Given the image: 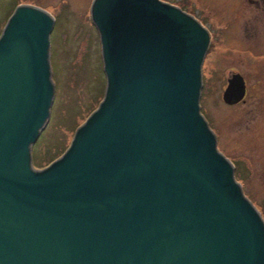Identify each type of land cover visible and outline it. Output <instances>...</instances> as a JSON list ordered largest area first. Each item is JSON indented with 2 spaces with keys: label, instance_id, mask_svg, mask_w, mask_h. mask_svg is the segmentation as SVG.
<instances>
[{
  "label": "water",
  "instance_id": "95a60500",
  "mask_svg": "<svg viewBox=\"0 0 264 264\" xmlns=\"http://www.w3.org/2000/svg\"><path fill=\"white\" fill-rule=\"evenodd\" d=\"M167 0H92L103 98L32 166L49 118L53 16L0 28V264H264V223L201 113L209 33ZM223 101L235 103L232 74Z\"/></svg>",
  "mask_w": 264,
  "mask_h": 264
},
{
  "label": "rangeland",
  "instance_id": "374dc122",
  "mask_svg": "<svg viewBox=\"0 0 264 264\" xmlns=\"http://www.w3.org/2000/svg\"><path fill=\"white\" fill-rule=\"evenodd\" d=\"M167 1L183 10H195L193 5L188 7L190 0ZM91 3L92 0H0V28L11 7L19 4L41 7L54 19L50 33L54 101L49 118L31 148L33 167L57 159V155L66 148L74 126L81 125L97 108V101L103 98L99 34L90 17ZM204 26L208 28L211 39L202 66L201 112L219 138L218 149L233 159L238 152L233 143L236 131L243 129L250 119L257 120L259 126L258 118L264 121V105L247 100L243 105L223 109L221 83H225L229 70L240 64L247 80L251 71L247 66L242 67L244 64L232 51L226 50L227 46L233 45L231 38H225L223 45L219 44V24ZM260 74L263 75L262 72ZM256 76L259 77L258 73ZM251 78L250 81L253 80ZM256 160L253 177L243 179V190L248 196L260 199L264 197V178L260 177L264 164L260 162H264L259 157Z\"/></svg>",
  "mask_w": 264,
  "mask_h": 264
},
{
  "label": "flooded vegetation",
  "instance_id": "af4514ba",
  "mask_svg": "<svg viewBox=\"0 0 264 264\" xmlns=\"http://www.w3.org/2000/svg\"><path fill=\"white\" fill-rule=\"evenodd\" d=\"M191 5L195 7V10H182L194 17L203 26L211 23L219 24L217 36L219 44L223 45L225 38H231L233 45L227 46L226 50L232 51L244 64L242 67L247 66L251 71L247 80L240 64L238 67L229 70L225 77V83H221L223 109L227 110L243 105L247 100L264 105V0H190L188 7ZM206 30L209 33V49L211 37L208 28ZM256 73L259 77L256 76ZM232 74L242 76L244 92L239 101L229 104L223 101L222 96ZM250 78L253 80L250 81ZM258 121L259 126L256 123L257 120H247L243 129L236 131L233 143H235L234 149L238 152L233 159L227 157L224 151L219 149L232 162L234 177L240 183L242 190L244 187L243 179L253 177L254 163L257 162L256 157L262 158L264 162V121L259 118ZM217 143H219V138ZM260 163L261 165L264 164ZM262 173L263 175L260 177L264 178V171ZM245 196L256 208L264 223V197L258 199L247 194Z\"/></svg>",
  "mask_w": 264,
  "mask_h": 264
},
{
  "label": "trees",
  "instance_id": "16d2710c",
  "mask_svg": "<svg viewBox=\"0 0 264 264\" xmlns=\"http://www.w3.org/2000/svg\"><path fill=\"white\" fill-rule=\"evenodd\" d=\"M35 143H36V142H35ZM65 149H66V148H65ZM65 149H64V150H65ZM63 152H64V151H63ZM63 152H62V153H63Z\"/></svg>",
  "mask_w": 264,
  "mask_h": 264
}]
</instances>
